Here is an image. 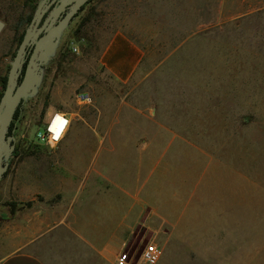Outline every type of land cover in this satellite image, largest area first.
Listing matches in <instances>:
<instances>
[{"label":"rangeland","instance_id":"obj_1","mask_svg":"<svg viewBox=\"0 0 264 264\" xmlns=\"http://www.w3.org/2000/svg\"><path fill=\"white\" fill-rule=\"evenodd\" d=\"M45 1L0 0V19L5 23L0 33V77L7 75L13 61L17 36L28 27L19 23L31 12L32 3L37 8ZM258 6L248 23L232 20ZM262 6L264 0H89L56 36L57 44L47 49L48 58L41 60L18 105L12 136L21 150L5 160L0 214H8L7 204L12 202L15 209L31 211L36 203H45L35 190L62 188L59 177L49 184L34 165L46 155L35 148L45 145L38 143L35 133L59 111L69 118L67 134L57 143V152L43 160L56 163L58 176L73 180L67 193L75 196L73 209L91 178L100 177L95 172L101 162H107L105 167L112 172L120 169L117 177L128 190H134L137 181L143 190L149 185L152 191L157 184L164 189L163 177L157 174L169 162L165 177L170 180L227 175L228 190L245 195L251 212L261 210L250 228L252 235L258 233L259 247L251 248L244 259L247 264H264ZM117 30L144 50L138 69L127 80L115 77L100 59ZM80 93L91 102L79 101ZM139 160L158 164L149 182L147 171L136 176ZM217 162L227 164L229 172L205 171ZM5 187H11V194ZM3 228L0 216V233ZM147 242L132 241L126 251L135 260Z\"/></svg>","mask_w":264,"mask_h":264},{"label":"crops","instance_id":"obj_2","mask_svg":"<svg viewBox=\"0 0 264 264\" xmlns=\"http://www.w3.org/2000/svg\"><path fill=\"white\" fill-rule=\"evenodd\" d=\"M259 8L246 10L232 20L248 23ZM143 56L142 47L124 31L117 30L100 59L115 77L127 80ZM142 145L144 148L147 143ZM35 148L46 153L42 160L34 161L36 169L49 184H55L54 178L59 177L62 188L55 187L47 193L35 190L46 204L36 203L31 211L23 207L9 209L8 214H3L0 264L112 263L132 241L139 239L161 248L154 264H247L244 256L250 254L251 248L259 247L258 233L252 235L250 228L252 221L257 223L255 218L262 215L261 210L251 212L245 195L228 190L227 175H183L170 180L165 177L169 162L157 174L163 177L164 189L157 184L154 191H149L147 185L146 191L137 181L134 190H128L123 187L122 178L117 177L120 169L112 172L105 167L107 162H101L95 172L100 177L91 178L87 192L73 209L75 196L67 194L73 180L58 176L56 163L43 160L57 152V144ZM158 169L156 163L139 160L136 176L147 171L149 182L152 171ZM212 169L229 172L224 162L205 171ZM231 179L232 183L236 180L234 176ZM9 188L5 190L11 194ZM137 258L134 264H139Z\"/></svg>","mask_w":264,"mask_h":264},{"label":"water","instance_id":"obj_3","mask_svg":"<svg viewBox=\"0 0 264 264\" xmlns=\"http://www.w3.org/2000/svg\"><path fill=\"white\" fill-rule=\"evenodd\" d=\"M88 1L46 0L36 8L17 46L0 96V178L6 167L5 160L12 157L14 150V137L7 136L13 114L23 95L31 88L41 60L48 58L47 49L57 44L56 36ZM68 6L70 9L63 15ZM4 25L0 19V33ZM28 48L31 49L29 53Z\"/></svg>","mask_w":264,"mask_h":264},{"label":"built area","instance_id":"obj_4","mask_svg":"<svg viewBox=\"0 0 264 264\" xmlns=\"http://www.w3.org/2000/svg\"><path fill=\"white\" fill-rule=\"evenodd\" d=\"M72 50L77 51V47L73 46ZM78 100L84 103L91 102V98L88 95H84L83 93L78 95ZM69 123V118L65 113L55 111L50 114L45 127L36 131L35 138L38 143L49 146L55 145L66 133ZM160 255L161 248L155 243L147 242L141 248L137 261H139V264H154ZM133 260L134 258L132 254H130L128 251H124L116 257L115 264H134Z\"/></svg>","mask_w":264,"mask_h":264},{"label":"trees","instance_id":"obj_5","mask_svg":"<svg viewBox=\"0 0 264 264\" xmlns=\"http://www.w3.org/2000/svg\"><path fill=\"white\" fill-rule=\"evenodd\" d=\"M35 8H36V2L31 4V12L28 13V14L25 16V18H23V19L21 20V22L19 23V26H22V25H28V24H29L31 18H32L33 15H34L33 10H34ZM82 9H83V7H82ZM82 9H81V10H82ZM81 10H80V11H81ZM24 33H25V29H23V30L19 33V35L17 36V42H18V43L21 41V39H22ZM5 83H6V76L4 75V76L0 77V86H1V87H4V86H5ZM1 95H2V92L0 91V96H1ZM19 112H20V109H19V106H18V107L16 108L14 114H13V120H12V122L10 123V125H9V127H8L7 136H12V135H13L14 120L18 118ZM20 149H21V144H17V143H16V145L14 146V150H13V152H12V157L17 156L18 153H19V151H20ZM4 176H5V175H4ZM7 205L10 206V210H14V209H15V203H14V202H12V203H8ZM0 216H1V217H4L3 214H0Z\"/></svg>","mask_w":264,"mask_h":264},{"label":"flooded vegetation","instance_id":"obj_6","mask_svg":"<svg viewBox=\"0 0 264 264\" xmlns=\"http://www.w3.org/2000/svg\"><path fill=\"white\" fill-rule=\"evenodd\" d=\"M70 9V6L67 7V9L64 11L63 15H65V13ZM56 22V21H55ZM30 48H28V53L30 52Z\"/></svg>","mask_w":264,"mask_h":264},{"label":"bare ground","instance_id":"obj_7","mask_svg":"<svg viewBox=\"0 0 264 264\" xmlns=\"http://www.w3.org/2000/svg\"><path fill=\"white\" fill-rule=\"evenodd\" d=\"M55 121H56V120H55ZM52 127H53V126H52ZM52 127H51V128H52Z\"/></svg>","mask_w":264,"mask_h":264}]
</instances>
